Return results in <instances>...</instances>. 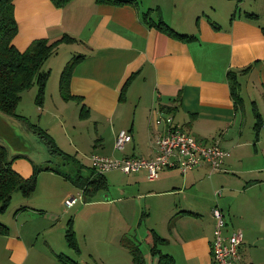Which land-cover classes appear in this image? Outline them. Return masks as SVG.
Here are the masks:
<instances>
[{"label": "crops", "instance_id": "0c3cea01", "mask_svg": "<svg viewBox=\"0 0 264 264\" xmlns=\"http://www.w3.org/2000/svg\"><path fill=\"white\" fill-rule=\"evenodd\" d=\"M12 1L17 22L12 43L18 49L25 48L34 37L55 39L64 32L74 36L75 41L66 42L70 51L64 62L74 54L84 56L72 69L69 91L81 96L77 106L83 104L88 116L97 118L99 145L104 149L110 143L108 154L103 155L152 156L155 135L162 127L154 123L157 110L170 112L173 120L195 137L206 142L217 140L228 150L217 170H211L207 162L185 172L166 167L149 180L145 169L128 174L114 169L126 177L112 184L117 190L106 200L112 252L102 255L101 252H107V244L92 242L89 254L99 257L102 264H133L119 244L120 236L128 228L129 209L123 200L157 197L155 200L160 202L158 221L149 228L165 239L158 248L171 255L174 264H214L210 254L216 222L213 207H219L222 212L225 233L233 227L241 229L239 251L243 264H264V122L257 137L252 133L242 135V118L238 116L239 109L230 95L226 76L227 70H236L240 89L251 81L252 87L264 95V37L261 31L264 12L253 9L237 12L234 5L220 21L201 18L198 14L190 31L195 38L180 40L142 21L141 9L133 2L69 0L56 6L51 0ZM164 1L147 0L146 8L157 7L162 15ZM187 5V0H174L171 18L175 21L177 14L187 18L185 13L195 8H187ZM246 66V70L240 71ZM61 68L57 67L58 73ZM130 74L125 98L119 100L120 88ZM47 81L41 104L43 111L48 109ZM58 95L61 96L59 89ZM261 116L263 120L264 113ZM253 122L250 131H254ZM0 123L12 130L5 136L0 130V142L6 145L10 155H16L12 166L18 173L28 176L33 164L48 165H40L30 157L26 153L27 145L15 144L17 140L23 143L24 139L27 142L29 139L32 145L33 137L38 138L28 131L22 119L0 114ZM120 129L128 130L131 139L121 148H115V135ZM19 157L30 160L29 172ZM37 157L43 160L40 155ZM56 170L47 169L63 175ZM77 186L81 189L79 183ZM68 193L71 192L66 191L64 196ZM30 197L16 198L7 213H0V221L8 228L7 233H0V264H63L56 257L61 252L58 251L60 245H54L57 238L47 235L48 229L57 222L58 213L50 210V215L45 214L43 207ZM22 205L24 209L14 213ZM182 210L191 213H178L170 222L171 216ZM144 214L148 213L142 212ZM94 222L96 228L99 221L95 219ZM90 230L93 232V228ZM90 238L94 241L96 237L91 235ZM146 245L141 250L146 264H156L157 255H152ZM80 251L76 252L79 257ZM107 256L109 260L115 257L114 261L104 262Z\"/></svg>", "mask_w": 264, "mask_h": 264}, {"label": "rangeland", "instance_id": "374dc122", "mask_svg": "<svg viewBox=\"0 0 264 264\" xmlns=\"http://www.w3.org/2000/svg\"><path fill=\"white\" fill-rule=\"evenodd\" d=\"M173 1L174 0L164 1L165 7L163 8V13L161 12V16L165 21L167 20L169 22V26L171 25L180 33H190L191 29H193V22L198 14L201 18L210 17L215 21H220L221 17L226 18L227 14L230 13L229 9H234V5L235 8H237V12H241L244 9L249 11L253 9L258 12H264V0H187V8H190L191 6H195V8L191 10L189 14H187L188 12L185 13L187 18H183V16L177 14L176 20L174 21L171 18L172 12L170 13V10L173 8ZM135 3L138 8L141 9L140 13L142 14L144 11L142 9H146V3H148L147 0H136ZM231 6L232 8H230ZM156 14L155 11L150 12V15L154 19L157 17ZM177 27H180V30H178ZM68 46L69 45H66V42L59 43L57 46V50H59L58 55H56L57 53H54L44 62V66L50 67L52 65L51 67H53L51 74L47 79V111L41 109L43 105L42 103V105H38L34 102L36 92L35 84H32L30 87L21 91V98L15 110L17 113L21 112L26 115L23 116L26 118L27 122L31 123V125L23 121L24 126L28 131H31L34 136L37 135L38 138L36 136L33 137L31 142L32 145L29 144V139L28 142L24 139L23 143H21L20 140H17L15 141V144L27 145L28 149L26 150V153L36 162L40 163V165L48 164L54 169L62 172L65 176L64 177L61 174L58 175L56 172H49L47 169H41L36 175L35 188L30 193V198H32L37 205L43 207L45 214L50 215V210L56 211V214L58 213V218L56 219L57 222L47 231V235L51 234L57 238L54 245H60L59 247L61 248H58V251H61L63 254H66L73 259H78L82 262L85 261L86 264H102L100 258L90 255L89 251L92 242H100L102 244H107L105 246L107 252H101L102 255H109L112 252V229L108 226L110 217L107 216L106 213V205L108 204L106 200L114 195L117 190V187H114L112 184L120 182L122 177H126V173L123 174L114 169L107 171L104 173L108 180L106 187L99 188L90 195L83 194L82 196L81 192V196L69 207H66L62 203L63 199L69 194L78 195V192H80L81 189H79L78 186L76 187V182H74L72 178L80 176V178L83 179L90 174V153L108 154L107 151L110 147L109 142L104 149L99 145L100 140L97 139L99 134L96 135V128L98 125L95 122V119L97 118L93 119L88 116V113L80 116V107L76 105V102L79 101L74 99H64L62 96L58 95L59 73L57 72V67H63L65 57L70 51ZM58 64L59 66H57ZM239 93L242 97L238 108V116L241 115L243 124L242 135L246 136L251 133L254 134V131H250V123L254 121L253 109L256 108L259 113H264V95L256 91V88L252 87L251 81L246 82L243 88L240 89ZM58 103L61 106H59ZM56 105L59 107V110L55 109L57 108ZM131 111L132 109L129 107L128 113L130 117L132 116ZM38 127L43 128L48 133L62 153L51 150L49 146L50 143L47 145L45 140L36 131ZM0 130H2L3 136L12 132V130L7 129V127L1 123ZM39 155L43 160H40L37 157ZM19 158L26 171L29 172L32 166L30 165V160L26 157ZM66 191H70L71 193L64 196ZM21 196L22 195L18 190H14L12 192L10 203L4 212L7 213L9 211V208L16 202V198L22 200L23 197ZM151 198L152 197H145L143 200L142 197H133L123 200V203L127 204L129 209V216L127 218L128 228L124 229V232L128 236L131 235V237L139 242L141 250L147 246L144 240L147 228L158 221V204L160 202L155 200L157 197H154L153 199ZM61 199L62 202H60ZM147 205L151 208L149 209ZM142 212L148 214L142 215ZM9 218L10 216L8 219ZM68 218H72V228L75 231L81 249L80 257L79 255H76V252H73V249L68 247L64 239V231ZM95 219L99 221L96 228V223L94 222ZM90 228H93V232ZM94 231H97V233L94 234ZM91 235L96 237L94 241L92 240L93 237L90 238ZM125 250L128 253H126L128 256L127 258L131 260L128 249L123 247V252H125ZM103 259L104 262H106V260L114 261L115 257L109 260L107 256V258Z\"/></svg>", "mask_w": 264, "mask_h": 264}, {"label": "trees", "instance_id": "16d2710c", "mask_svg": "<svg viewBox=\"0 0 264 264\" xmlns=\"http://www.w3.org/2000/svg\"><path fill=\"white\" fill-rule=\"evenodd\" d=\"M56 6H62L69 0H51ZM96 2H109L115 4H122L126 2H133L135 0H96ZM154 10L156 18H152L150 12ZM142 21L147 25H153L162 32L169 36H172L180 40H190L195 38L191 33H180L177 30L169 26V24L161 17L159 9L146 8L142 14L140 13ZM17 31V22L13 13V1L12 0H0V114L8 117H15L22 119L27 124L31 123L26 121V118L22 114L16 112V106L21 97V91L30 87L32 84L36 86V92L34 96V102L41 105L44 98V91L46 81L48 79L50 70L49 67L44 66V62L50 55L56 53L57 46L62 42L75 41L74 36L67 33H63L60 37L55 39H49L45 36L34 37L30 40L27 46L23 49H18L13 43L12 39ZM262 35L264 37V26L261 27ZM83 54H74L64 63L59 73L58 89L60 95L64 99H74L76 101L81 100V96L72 94L69 91V77L71 75L74 65L83 57ZM248 66L244 67L240 71L246 70ZM238 71L229 69L226 72L227 79L229 80L230 95L235 101V105L239 108V104L242 100L240 95V83L237 78ZM130 74L122 84L119 91V100L125 98V90L131 78ZM87 113V108L80 104V116ZM254 122L253 130L254 136L257 137L263 120L261 113L256 108L253 109ZM40 136L45 140L47 145L49 144L52 151L62 153V151L56 146L52 138L41 127L36 130ZM51 138V139H50ZM16 155H10L5 144L0 142V213H3L10 203L12 192L18 190L22 197H27L34 190L36 185V175L41 169H53L49 165L38 166L33 164L32 171L28 176H22L12 166V161ZM58 171V170H56ZM74 182L80 184L82 195H90L97 189L106 187V179L103 173H96L92 169L90 174L81 179L80 176L72 178ZM24 209V205L18 207L14 213ZM191 213L190 210H182L171 216L170 222L173 217L178 213ZM7 225L0 221V233H7ZM64 239L68 247L75 252H79V244L75 235V231L72 228V218H68L66 221V227L64 231ZM144 239L148 244L149 251L152 255H157L156 264H174V260L168 253H163L158 248L165 239L153 228H149L144 235ZM119 243L128 249L130 258L133 264H146L142 255V251L137 242L131 235L123 234L119 238ZM57 259L63 264H82L72 257L63 254L62 252L56 254Z\"/></svg>", "mask_w": 264, "mask_h": 264}, {"label": "built area", "instance_id": "2783aa9c", "mask_svg": "<svg viewBox=\"0 0 264 264\" xmlns=\"http://www.w3.org/2000/svg\"><path fill=\"white\" fill-rule=\"evenodd\" d=\"M154 123L161 125L160 131L155 135V152L152 156H107L90 153L91 169L96 173H103L109 169H118L123 173H132L145 169L149 180L158 176L159 171L166 167L178 168L185 172L203 162H207L211 170L220 168L223 157L228 150L222 147L217 140L206 142L184 129L173 120L170 112L157 110ZM131 139L126 129L117 131L114 147L121 148ZM69 194L63 199L66 207L73 205L81 196ZM81 193V194H80ZM215 218L213 238L210 244V254L214 264H243L239 246L242 241V231L233 227L228 233L224 232L225 219L219 207L212 208Z\"/></svg>", "mask_w": 264, "mask_h": 264}]
</instances>
